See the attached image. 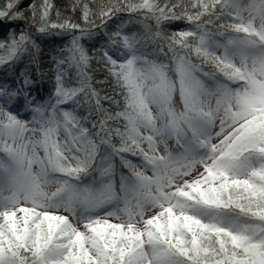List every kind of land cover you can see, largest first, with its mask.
<instances>
[{"label":"snow or ice","instance_id":"6c2138e0","mask_svg":"<svg viewBox=\"0 0 264 264\" xmlns=\"http://www.w3.org/2000/svg\"><path fill=\"white\" fill-rule=\"evenodd\" d=\"M67 11L0 0V264H264V0Z\"/></svg>","mask_w":264,"mask_h":264},{"label":"trees","instance_id":"16d2710c","mask_svg":"<svg viewBox=\"0 0 264 264\" xmlns=\"http://www.w3.org/2000/svg\"><path fill=\"white\" fill-rule=\"evenodd\" d=\"M24 2H25V4H27V3L31 2V0H24ZM54 3L62 11H66V14H70V15H73L74 18H78V13H70V12L67 11V7L71 3V0H54ZM7 31H8V27L7 26L0 27V38H2L4 33L7 32ZM93 43H95V41H93ZM100 43H103V41H100ZM12 79H13V72H5L3 69H0V81L7 80L9 82V86L11 87L12 86V84H11ZM104 79H105V77L103 76V74H97L96 75V80L104 81ZM96 87L102 92V94L104 92H109V93L112 92L111 86L107 85V84H104V83L97 84ZM41 94L44 95L45 97L47 96V92L46 91H42ZM117 98H119V97H117ZM105 106L109 107L110 106L109 102L106 101L105 102ZM170 142H171L170 148L172 146H175L174 141H170ZM123 171L125 172V174H127V170L126 169L123 170ZM117 191L119 192V187L118 186H117Z\"/></svg>","mask_w":264,"mask_h":264},{"label":"rangeland","instance_id":"374dc122","mask_svg":"<svg viewBox=\"0 0 264 264\" xmlns=\"http://www.w3.org/2000/svg\"><path fill=\"white\" fill-rule=\"evenodd\" d=\"M130 27H131V25H130ZM137 31H140V29H139V27H137V29H136ZM170 144H171V142H169V147H170ZM149 175H151V173L149 172L148 173Z\"/></svg>","mask_w":264,"mask_h":264}]
</instances>
